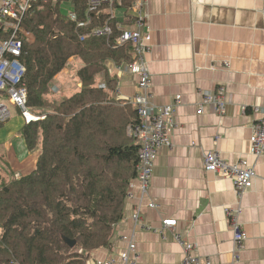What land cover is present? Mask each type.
Masks as SVG:
<instances>
[{"label": "crops", "instance_id": "crops-1", "mask_svg": "<svg viewBox=\"0 0 264 264\" xmlns=\"http://www.w3.org/2000/svg\"><path fill=\"white\" fill-rule=\"evenodd\" d=\"M130 7L124 12L114 6L116 25L135 28L133 19L127 18L132 15ZM263 10V0H147L140 32L150 47L149 91L154 103L174 105L176 126L171 146L160 149L154 159L146 199L156 207L143 200L134 224L131 216L140 197L135 184L128 190L123 218L114 226L111 246L93 252L86 264H107L111 259L121 264L119 253L128 249L130 241L135 264H180L183 243L193 245L212 264H264V156L250 153L257 118L252 107L264 111ZM126 64L118 66L121 70L107 62L117 75L112 96L122 101L139 91V77L123 70ZM54 79L55 93L61 89L57 85L61 73ZM222 86L227 99L224 113L220 115L213 104L196 113L202 95L217 93ZM23 124L22 119L0 128V182L21 175L23 166L36 164L39 150L28 151L18 161L12 149L14 142L21 148L18 134ZM204 151H216L230 164L254 168L256 177L241 196L228 176L203 169ZM231 207L240 209V247L233 241L226 214ZM164 219L177 222L159 233Z\"/></svg>", "mask_w": 264, "mask_h": 264}, {"label": "trees", "instance_id": "trees-1", "mask_svg": "<svg viewBox=\"0 0 264 264\" xmlns=\"http://www.w3.org/2000/svg\"><path fill=\"white\" fill-rule=\"evenodd\" d=\"M132 1L116 0L115 8L126 12ZM63 5L87 18V0H35L20 21L28 32L20 58L26 106L44 118L19 129L28 151L39 150L35 168L0 182V264H86L111 246L137 175L139 145L127 133L139 121L137 110L112 96L117 75L107 67L131 62L133 48L117 43L116 21L108 36L80 38L103 25L104 6L80 28ZM72 58L83 63L80 88L58 100L51 83ZM0 100H7L3 91Z\"/></svg>", "mask_w": 264, "mask_h": 264}, {"label": "built area", "instance_id": "built-area-1", "mask_svg": "<svg viewBox=\"0 0 264 264\" xmlns=\"http://www.w3.org/2000/svg\"><path fill=\"white\" fill-rule=\"evenodd\" d=\"M33 1L35 0H2L0 2V91L5 92L7 95V102L0 100V122H6L10 119L9 104L20 111L24 123L44 118V116L33 114L26 106L27 92L23 83L25 67L20 59L23 54L22 36L28 34L21 27L20 21ZM87 1V19L79 20L74 12L69 14L70 20L76 22L77 27H87L90 21L88 15L98 12L102 9V6L105 7L107 18L103 25L92 29L80 38L83 39L89 35L98 37L110 35L112 33L111 22L115 19L114 6L116 0ZM146 3L147 0H133L131 3L130 11L132 15L129 14L127 18L133 19L135 28H127L120 24L116 25L120 30L118 44L129 43L133 48V60L127 63L123 70L134 73L139 77V91L128 99L135 106L139 121L137 124H130L127 127L128 135L139 145L137 175L129 185V189H131L136 184L140 196L136 211L131 216L135 225L139 221L143 200L148 207H156L154 201L146 199L153 174L154 159L160 149L171 146L170 136L176 126L173 119L174 105L154 103L149 91L150 72L147 66V54L150 47L145 43L140 32L147 18ZM117 69H121V67L117 66ZM208 104H213L220 115L224 113L227 99L226 90L223 86L218 89L217 93L209 92L202 95L196 113L201 114L204 106ZM252 111L257 118L253 124L250 153L255 157H261L264 156V111H261L258 106L252 107ZM202 166L205 171L218 172L228 176L238 196L245 192L253 178L256 177L253 167L242 163L230 164L221 159L216 151L203 152ZM18 176V174L15 175V177ZM226 214L232 225L233 241L237 247H240L243 239V231L238 221L240 209L239 207L228 208ZM176 222L175 219H164L157 232L163 233L164 229L173 228ZM176 240L181 242L179 235L176 236ZM132 244L130 241L128 249L119 253L121 264H135L137 255ZM182 245L184 257L180 264H212L210 259L201 257L193 245L184 243ZM107 264H115V261L111 259Z\"/></svg>", "mask_w": 264, "mask_h": 264}, {"label": "rangeland", "instance_id": "rangeland-1", "mask_svg": "<svg viewBox=\"0 0 264 264\" xmlns=\"http://www.w3.org/2000/svg\"><path fill=\"white\" fill-rule=\"evenodd\" d=\"M69 11H70V8L68 6H66V5L62 6V12L64 14H67ZM82 64L83 63L79 58L71 59L68 62L67 66L65 68V73H64V71L61 72V76L63 78L62 82H57L58 87H60L61 89L53 94V96L55 98L60 100L63 97H67V96L71 95L72 93H74L76 90H78L80 88V83H79V80L76 76V71L78 68H80L82 66ZM53 92H54V90H53ZM9 107H10V111H11V117L8 121H6L4 123V125H3V126H5L4 129H7L10 125L12 126V125H15L18 123H22L21 115L17 113V109L14 106H12L11 104ZM0 128H2V126ZM18 139H19L18 146H21V148L20 147L16 148L15 146L17 145V142H14L12 149L14 151V154H16L17 159L19 161V160H22L28 154V149L25 145L23 137L20 134H18ZM1 168H2V166H1ZM34 168H35V166L33 167L31 165L25 166V167L23 166L21 169L22 174L23 173L27 174V173L31 172Z\"/></svg>", "mask_w": 264, "mask_h": 264}, {"label": "water", "instance_id": "water-1", "mask_svg": "<svg viewBox=\"0 0 264 264\" xmlns=\"http://www.w3.org/2000/svg\"><path fill=\"white\" fill-rule=\"evenodd\" d=\"M69 244L73 245V244H74V242H73V241H69Z\"/></svg>", "mask_w": 264, "mask_h": 264}, {"label": "bare ground", "instance_id": "bare-ground-1", "mask_svg": "<svg viewBox=\"0 0 264 264\" xmlns=\"http://www.w3.org/2000/svg\"><path fill=\"white\" fill-rule=\"evenodd\" d=\"M118 43V42H117Z\"/></svg>", "mask_w": 264, "mask_h": 264}]
</instances>
